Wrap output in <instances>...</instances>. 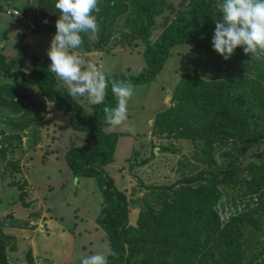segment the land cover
<instances>
[{
    "label": "trees",
    "instance_id": "1",
    "mask_svg": "<svg viewBox=\"0 0 264 264\" xmlns=\"http://www.w3.org/2000/svg\"><path fill=\"white\" fill-rule=\"evenodd\" d=\"M216 3L181 0L176 6L171 0H100V11L95 14L99 22L96 40L92 43L91 33H81L79 49L85 53L133 50L142 44L146 65L138 74L106 75L109 81L124 80L134 86L154 81L172 49L192 46L185 53L192 72L180 77L172 94L173 106L154 117L151 134L192 141L195 159L207 169L178 185L148 187L151 199L138 213L135 225L129 224L128 197L105 170L115 160L119 137L104 131L108 125L103 107L115 103L110 84L104 104L84 113L80 102L70 97L49 71L50 64L41 63L25 45L11 59L0 51V76L9 79L0 82V123L9 131L0 143V178L1 165L14 155L23 137L34 142L35 136L30 139L27 132L37 123L41 127L46 124L48 104L68 115L70 127L85 134V143L67 150L65 160L76 180L92 179L101 190L103 201L96 222L109 248L118 253L108 256V264H243L239 235L248 227L258 244L264 245L259 233L264 216V162L244 163L246 157L236 151L238 144L247 148L264 142V58L251 59L238 47L225 61L213 51L214 21L222 18ZM54 4L55 0H37L39 11L52 17L51 28L59 14ZM157 17L164 19L157 23ZM26 62L31 64L27 74L22 71ZM221 151L226 163L217 166L216 155ZM18 164L8 161L13 167ZM184 165L179 163L182 173ZM14 173L22 172L19 168ZM23 183H11L10 187L19 190L28 208L31 203L24 201ZM228 187L239 199L231 202L234 216L221 222L217 206H225L222 192ZM13 239L0 234V264H11L8 253L17 247L8 245Z\"/></svg>",
    "mask_w": 264,
    "mask_h": 264
},
{
    "label": "rangeland",
    "instance_id": "2",
    "mask_svg": "<svg viewBox=\"0 0 264 264\" xmlns=\"http://www.w3.org/2000/svg\"><path fill=\"white\" fill-rule=\"evenodd\" d=\"M171 1L177 6L181 0ZM0 4L2 6L0 51L11 59L17 56L20 47L25 45L40 58L41 63L50 64L46 53L56 31L49 26L52 17L43 15L39 11L37 0H6L0 1ZM9 9L20 15L22 13V19L11 16L12 14L8 15ZM165 15H168V12ZM163 19L164 17H157L156 21L160 23ZM157 33L155 32L152 39ZM96 38V35L94 37L91 35L92 43ZM191 48L192 46L189 45H179L172 49L171 56L156 77L155 83L133 86L135 93L129 101L127 120L120 127L113 129L138 134L135 136V147L130 158L122 161L124 157L118 156L117 163L107 170L115 178L113 179L118 188L128 197L129 224L131 225L136 224L138 213L151 199L148 187L167 188L178 185L184 178L192 177L207 169L204 163L197 162L195 159V146L192 141L174 138V136L157 138L148 133L151 130L153 117L173 106V88L180 77L192 72L193 66L187 64L185 59V53ZM143 50V45L139 44V47L133 50L116 48L108 53L97 51L85 53L84 49H79L75 50V54L87 63L93 64L105 76L110 73L134 75L139 73V65L142 69L146 65L141 54ZM29 65L31 66L29 62H26L22 67V71L26 74L29 73ZM212 72L208 73L213 74ZM8 80L0 76V82ZM60 84L64 85L62 81ZM75 99L84 107V113H91L85 98ZM48 106L51 107L50 104ZM45 122L44 126L41 127L37 123L27 132L30 139L35 136L34 142L23 137L14 155L8 156L7 163L1 165L0 215L3 226L0 228V234L14 238L13 242H9L10 246H17L18 240L19 243L20 240L26 243L37 240L44 246L46 240L44 239V242L41 239L42 236L46 235L51 239L55 236L59 238L55 240L57 249L61 244L71 246L74 256L71 264H80L84 255L100 252L107 254L109 249L105 233L96 222L103 196L92 179L82 178L76 180L74 184L72 171L65 160L67 150L85 143V134L70 127L68 115L55 109L45 114ZM0 131H4L0 132L1 143L9 131L1 123ZM127 140L129 139H124L121 143L122 152H126ZM226 148L232 149L230 146ZM50 149L54 154H50ZM236 151L240 152V157L241 155L246 157L244 163L250 160L264 162V142L257 141L247 148L238 144ZM128 154L131 153L128 152ZM222 154L223 151L216 155L217 166L226 163ZM8 161H19V164L13 167L8 165ZM180 162L186 163L183 173L179 170ZM19 168L21 175L14 173ZM23 181L26 188L24 201L31 203L28 208L21 201L19 190L16 187H10L11 183L16 182L24 185ZM75 189L77 193H74ZM222 194V203L225 206L218 205L217 209L221 222H226L229 217L234 216V210L230 209L231 202L239 198L237 192L230 187L223 190ZM43 214L45 217H42ZM262 217L263 225L259 233L263 245L264 216ZM46 220L51 222L52 228L44 223ZM15 225L16 227H12ZM255 236L250 227L240 230L243 264H264V245L260 246L254 239ZM24 253L23 250V254H10L12 264H27Z\"/></svg>",
    "mask_w": 264,
    "mask_h": 264
},
{
    "label": "clouds",
    "instance_id": "3",
    "mask_svg": "<svg viewBox=\"0 0 264 264\" xmlns=\"http://www.w3.org/2000/svg\"><path fill=\"white\" fill-rule=\"evenodd\" d=\"M99 3L100 0H55L59 14L46 54L51 62L49 71L63 82L70 97L85 98L90 111L92 106L104 104L110 84L115 103L105 105L103 113L106 125L115 129L127 120L129 101L135 93L133 85L124 80L109 81L93 64L75 54L83 43L81 33L94 37L99 31L95 15L100 11ZM215 8L222 18L214 21L213 51L225 61L238 47L251 59L264 58V0H217ZM22 15L14 17L22 19ZM109 255L116 257L118 253L109 248L107 254L84 255L80 264H108Z\"/></svg>",
    "mask_w": 264,
    "mask_h": 264
},
{
    "label": "crops",
    "instance_id": "4",
    "mask_svg": "<svg viewBox=\"0 0 264 264\" xmlns=\"http://www.w3.org/2000/svg\"><path fill=\"white\" fill-rule=\"evenodd\" d=\"M141 67L142 66L139 65V72L142 69ZM156 80L157 79L155 78V80L152 81L151 84L155 83ZM137 86H142V85H137ZM173 90H174V88H173ZM80 101L82 102V100H80ZM51 110H52V108L49 107L48 112ZM154 117H153V119H154ZM153 119H152V123H153ZM150 125H151V123L149 120V127H150ZM151 130H152V125H151ZM151 130L148 133H151ZM104 131L106 133H118L119 134L118 141H117L116 148H115V154H114L115 160L113 163L109 164L108 167H105V170L107 171L109 169V167L112 168L117 163V157L118 156L124 157L122 159V161L130 158V156L132 155L133 149L135 147V145H134L135 136H137L138 134H136V133L130 134L128 132L121 131V130H113L109 126L105 127ZM124 139H129L126 141L127 142L126 152L121 151V143L123 142ZM128 152H130L131 154H128ZM50 154H54V153L51 152ZM110 175L112 176L111 172H110ZM62 188H64V186H62ZM74 193H77V189H75ZM42 217H45V215L43 214ZM41 220L43 221V219H41ZM44 223H46L49 228L53 227L52 225H50L51 222L48 220L44 221ZM12 229H14V228H12ZM41 239L46 240V244L44 246H43V244L40 245V243H38L37 240H32L31 243H26L25 241H22V240H20V243H19V240H18L16 250L10 251L8 253V257L10 256V254L13 255L14 253L15 254H17V253L23 254V250H24L25 262L27 264H71L73 262L74 256H73V251H72L73 249L71 246H68L66 244H61L60 247H58V249H57V245L55 244V240L57 241V240H59V238L54 236V238L51 239L50 237L44 235L41 237ZM45 240H44V242H45ZM22 243H23V246H21ZM61 251H62V255H61ZM26 255H27V258H26ZM9 260H10V257H9ZM10 262H11V260H10ZM11 264H12V262H11Z\"/></svg>",
    "mask_w": 264,
    "mask_h": 264
},
{
    "label": "built area",
    "instance_id": "5",
    "mask_svg": "<svg viewBox=\"0 0 264 264\" xmlns=\"http://www.w3.org/2000/svg\"><path fill=\"white\" fill-rule=\"evenodd\" d=\"M8 15H11V16H17L18 15V12L14 11V10H8L7 11Z\"/></svg>",
    "mask_w": 264,
    "mask_h": 264
}]
</instances>
